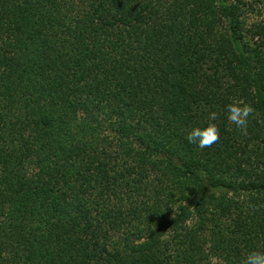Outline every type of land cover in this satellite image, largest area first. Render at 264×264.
Wrapping results in <instances>:
<instances>
[{
	"label": "trees",
	"instance_id": "obj_1",
	"mask_svg": "<svg viewBox=\"0 0 264 264\" xmlns=\"http://www.w3.org/2000/svg\"><path fill=\"white\" fill-rule=\"evenodd\" d=\"M263 2L0 0V264L264 252Z\"/></svg>",
	"mask_w": 264,
	"mask_h": 264
},
{
	"label": "clouds",
	"instance_id": "obj_2",
	"mask_svg": "<svg viewBox=\"0 0 264 264\" xmlns=\"http://www.w3.org/2000/svg\"><path fill=\"white\" fill-rule=\"evenodd\" d=\"M227 120L242 131L246 130L248 117L253 112V109L248 104H243L239 101H233L226 106ZM217 118L216 112L208 114V121L203 125L192 127L185 137L190 144H195L203 149L211 146L219 139V129L215 123H212ZM215 264V261H214ZM244 264H264V252H252L249 254Z\"/></svg>",
	"mask_w": 264,
	"mask_h": 264
},
{
	"label": "rangeland",
	"instance_id": "obj_3",
	"mask_svg": "<svg viewBox=\"0 0 264 264\" xmlns=\"http://www.w3.org/2000/svg\"><path fill=\"white\" fill-rule=\"evenodd\" d=\"M260 21L264 22V2L261 4V11H260V16L259 18ZM215 264H223L221 261H216Z\"/></svg>",
	"mask_w": 264,
	"mask_h": 264
}]
</instances>
